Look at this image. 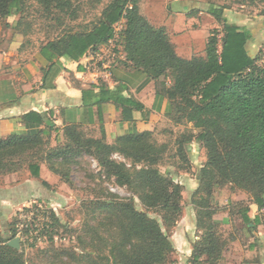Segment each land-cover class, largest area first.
<instances>
[{
    "label": "trees",
    "instance_id": "16d2710c",
    "mask_svg": "<svg viewBox=\"0 0 264 264\" xmlns=\"http://www.w3.org/2000/svg\"><path fill=\"white\" fill-rule=\"evenodd\" d=\"M24 1L0 0V14L7 18L21 12ZM35 1L47 10L54 7L61 13L70 11L74 5L73 0ZM138 2L112 0L91 28L65 32L48 45L58 54L77 58L90 47L108 44L115 37L116 25L126 20L117 39V45L123 47L126 53L125 61L141 68L155 80L157 92L169 99L171 111L167 117L172 122L191 123L192 128L197 130V133L193 130L183 132L177 140V152H186L188 156L194 140L205 149L206 161L199 173L200 185L192 200L200 235L193 244L191 261L216 264L223 256L225 243L220 241L217 228L222 224L215 219V215L227 209V206L225 208L219 204L220 210L212 208L217 199L211 187L234 183L250 193L251 202L260 209L264 208V64H257L259 57H252L247 50L250 31L229 23L224 16L227 6L210 3L209 12L217 19L222 30L214 29L211 32L205 56L185 59L176 52L167 31L153 26L140 13ZM130 3L132 8L129 7ZM82 129L77 125H67L63 128V134L72 143H83ZM151 133L145 131L119 136L116 145L104 140H88L90 153L96 155L100 164L117 177L119 184L129 187L134 196L121 198L111 195L91 203V207L104 213L103 222L109 227L106 233L100 235L88 232L90 245L97 249H86L82 254L73 251L70 254L72 261L87 264H167L169 256L176 252L172 235L163 229L157 219L136 208L137 196L150 207L161 211L163 221L169 228L176 227L183 214V186L153 166L157 158L144 154V139ZM100 135L106 140L103 127ZM44 136L52 137V134L43 130L31 136L0 138L1 173L19 171L16 167H10L7 160L36 148ZM56 139H60L59 134ZM112 151L133 157L137 162L151 161L141 168H128L124 163L102 157ZM61 153V149L55 150V156ZM51 169L60 173L52 165ZM29 170L32 176L40 177L39 163L30 162ZM207 172L219 173L221 181L213 183L211 178L208 182L205 178ZM203 193L205 198L201 196ZM228 210L231 219L232 214ZM250 210L248 203L236 215L245 228L252 231L259 222L257 218L250 217ZM25 211H30V208H25ZM51 214L55 226L59 218L52 211ZM44 228L38 232L35 240L46 235ZM26 233L31 234L29 227ZM16 235L17 230L14 229L12 237ZM50 239L53 241V237ZM63 255L55 253L53 259L61 261ZM0 264H27V261L22 252L9 245V240L0 239Z\"/></svg>",
    "mask_w": 264,
    "mask_h": 264
},
{
    "label": "crops",
    "instance_id": "0c3cea01",
    "mask_svg": "<svg viewBox=\"0 0 264 264\" xmlns=\"http://www.w3.org/2000/svg\"><path fill=\"white\" fill-rule=\"evenodd\" d=\"M211 2L219 4L217 0H139L138 6L140 13L153 26L167 31L178 55L191 59L205 56L211 32L222 28L209 12ZM241 8L244 9V6H240V10L227 6L223 14L229 23L250 31L247 50L252 57H259L257 64L263 65L264 13L249 16ZM7 22L12 24L11 20ZM121 23L125 25L126 20ZM93 25L86 22L85 28ZM51 40L33 46L15 31V25L7 26L4 31L0 26V138L31 136L44 130L56 139L58 134L59 137L64 135L65 126L77 125L99 133L103 127L107 141L113 142L119 136L160 131L172 124L167 117L171 111L169 99L157 92L155 80L147 72L125 61L123 47L119 45L115 49L118 55L116 62L111 63L112 54L108 51L107 59L97 64L95 58L98 52L110 48L111 42L90 47L83 55L72 58L58 54L48 45ZM188 125L197 133L191 123ZM193 143L198 144L206 161L205 149L199 142L194 140L189 151L195 153ZM43 171L41 168V174ZM18 174L0 175V222L4 215H8L5 204L9 189L19 192L16 194L17 204L37 197L41 186L47 191L49 199L57 200L55 188L51 187L57 181L55 176H45L42 181L31 176L21 181L19 175L15 183L8 184L9 177ZM179 179H182L178 182L184 191L192 186L191 193L194 194L199 188L198 177L185 174ZM219 203L222 207L227 206ZM249 205L250 217L257 218L259 223L252 231L248 230L246 257L240 253L233 256L234 262L227 264H264V208L260 209L251 201ZM224 216L230 218L228 209L224 211ZM185 220L186 217L183 220L181 217L175 232H180L179 228ZM190 226L191 231L198 229L196 214ZM188 233L190 231L186 230L176 240L172 236L182 261L190 260L193 253L194 241L190 240Z\"/></svg>",
    "mask_w": 264,
    "mask_h": 264
},
{
    "label": "rangeland",
    "instance_id": "374dc122",
    "mask_svg": "<svg viewBox=\"0 0 264 264\" xmlns=\"http://www.w3.org/2000/svg\"><path fill=\"white\" fill-rule=\"evenodd\" d=\"M73 1L74 5L70 11L61 13L54 7L47 10L35 0H25L21 12L12 14L7 18L0 14V26L4 31L7 26L15 25V31L19 32L25 42L38 46L52 38L63 35L65 32L83 31L86 22L95 23L99 20L100 13L112 0ZM217 1L220 5L229 6L233 9L239 8L240 10V6H244V9L241 8V10H244L245 14L249 16L264 13V0ZM8 20H11L12 24H9ZM189 130L193 129H189L187 123L177 125L172 122L167 128L160 131L155 130L144 139V154L148 155L149 158H157L156 164L153 166L158 167L177 183L182 180L179 177L185 174L199 179L201 166L205 162V156L197 143H193L196 150L193 154L189 152L187 156L186 152H177V140L183 132H189ZM80 133L83 143H72L64 135L60 139L44 136L36 148L7 160L11 164L10 167H16L19 170L17 171L18 175L9 177L8 184L15 183L19 175L21 181L31 177L30 162L39 163L44 170L38 177L40 181L49 175L57 178V181L55 180L56 182L51 186L56 191L55 199L57 200L55 201L46 196L47 191L41 186L37 197L28 201L24 199L20 204H17L15 203L16 194L19 192L16 193L15 190L9 189L8 202L5 204L8 215H4L0 222V239L11 241L15 237H20L21 247L17 250L23 253L27 264H87L86 262L72 261L70 254L73 251L82 254L86 249L92 248L95 251L97 248L90 245L89 233L104 234L109 227L103 222L104 213L91 207L93 206L91 203L111 195H117L121 198L134 196L129 187L119 184L117 177L100 164L99 159L90 153L87 146L90 139L104 140L108 144L116 145L117 138L113 142H108L107 139L101 137L99 132L91 129H82ZM57 148L62 150L59 156H55ZM133 153H135L134 150ZM102 157L124 163L128 168L132 166L141 168L149 165L148 161H151L146 159L137 162L135 158L126 157L119 151L109 152ZM51 165L60 173L54 172ZM1 174L3 173L0 170ZM205 178L208 180L212 178L213 183H215V181H221L222 176L219 173L209 174L207 172ZM191 190L192 186L190 189L188 187L186 191L183 190L184 193L182 192V220L183 217H186V220L182 222L178 233L175 232V227L169 228V225L167 226L163 221L161 211L150 207L147 202L141 201L137 196L135 197L136 208L146 212L149 217L157 219L165 231L175 236L174 240L180 239L182 234L189 230L190 240L194 241V244L197 241L194 237L199 236L200 233L197 231L198 229L195 232L194 230L191 231L190 222L196 214ZM211 191H214L217 199V203L211 205L212 208L220 210L218 207L220 201L223 206L227 204V209H230L232 214L230 220L224 216V211L227 209L220 210L216 214L217 220L222 224L217 228L219 236H221L220 241L225 243V256H222L216 264H227L234 262L233 256L240 253L245 254L244 257H246L245 250L249 242L247 235L249 231L236 213L240 208L246 206L252 197L249 192L234 183L222 186L216 184L215 187H211ZM201 196L205 198L204 193ZM16 205L19 207L17 208ZM27 207L30 208V211H25ZM51 211L59 218V223L55 226ZM27 227L30 228L31 234L26 233ZM43 228L46 235L35 240V236ZM14 229L17 230V235L12 237ZM50 237H53V241ZM129 246L128 244V248ZM55 253L64 254L61 261L53 259ZM183 261L184 264L192 262L191 258L190 260L187 259V262L185 259ZM183 261L179 259V254L176 251L169 256L167 264H180ZM191 264L197 263L192 262Z\"/></svg>",
    "mask_w": 264,
    "mask_h": 264
},
{
    "label": "built area",
    "instance_id": "2783aa9c",
    "mask_svg": "<svg viewBox=\"0 0 264 264\" xmlns=\"http://www.w3.org/2000/svg\"><path fill=\"white\" fill-rule=\"evenodd\" d=\"M132 3H130V8H132ZM124 27L123 23L119 22L116 27H115V37L114 39H112L111 42V46L108 49L102 50L100 52H98L95 60L97 61V64L100 62H104L107 59V53L108 51L112 54L110 59H111V63L116 62L118 59V55L115 53V49L118 48L117 45V39H118V34L120 32V30ZM122 55V54H121ZM123 57V56H122Z\"/></svg>",
    "mask_w": 264,
    "mask_h": 264
},
{
    "label": "water",
    "instance_id": "95a60500",
    "mask_svg": "<svg viewBox=\"0 0 264 264\" xmlns=\"http://www.w3.org/2000/svg\"><path fill=\"white\" fill-rule=\"evenodd\" d=\"M9 245L14 247L15 249H20V247H21V238L20 237H15L11 241H9Z\"/></svg>",
    "mask_w": 264,
    "mask_h": 264
}]
</instances>
